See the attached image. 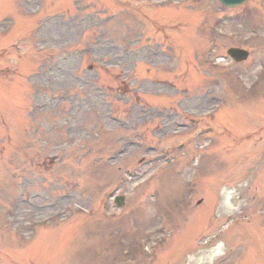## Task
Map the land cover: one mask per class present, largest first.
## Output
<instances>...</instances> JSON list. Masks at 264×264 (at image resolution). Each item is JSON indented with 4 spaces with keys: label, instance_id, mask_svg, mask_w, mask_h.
Wrapping results in <instances>:
<instances>
[{
    "label": "rangeland",
    "instance_id": "1",
    "mask_svg": "<svg viewBox=\"0 0 264 264\" xmlns=\"http://www.w3.org/2000/svg\"><path fill=\"white\" fill-rule=\"evenodd\" d=\"M178 1L0 0V264H264V0Z\"/></svg>",
    "mask_w": 264,
    "mask_h": 264
},
{
    "label": "water",
    "instance_id": "2",
    "mask_svg": "<svg viewBox=\"0 0 264 264\" xmlns=\"http://www.w3.org/2000/svg\"><path fill=\"white\" fill-rule=\"evenodd\" d=\"M242 1L243 0H221V2H223L226 5H236Z\"/></svg>",
    "mask_w": 264,
    "mask_h": 264
},
{
    "label": "bare ground",
    "instance_id": "3",
    "mask_svg": "<svg viewBox=\"0 0 264 264\" xmlns=\"http://www.w3.org/2000/svg\"><path fill=\"white\" fill-rule=\"evenodd\" d=\"M227 193H230V192H227ZM227 196H228V195H227ZM227 196H226V197H227ZM215 249H216L217 251H216V250H213V253H212L213 255L216 254V253H219V249H218V247H216ZM210 256H211V255H210Z\"/></svg>",
    "mask_w": 264,
    "mask_h": 264
}]
</instances>
